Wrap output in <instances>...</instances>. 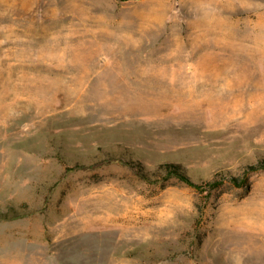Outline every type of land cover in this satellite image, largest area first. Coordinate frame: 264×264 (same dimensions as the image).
I'll return each instance as SVG.
<instances>
[{
	"label": "rangeland",
	"instance_id": "374dc122",
	"mask_svg": "<svg viewBox=\"0 0 264 264\" xmlns=\"http://www.w3.org/2000/svg\"><path fill=\"white\" fill-rule=\"evenodd\" d=\"M218 1L0 0V264H264V3Z\"/></svg>",
	"mask_w": 264,
	"mask_h": 264
},
{
	"label": "bare ground",
	"instance_id": "6f19581e",
	"mask_svg": "<svg viewBox=\"0 0 264 264\" xmlns=\"http://www.w3.org/2000/svg\"><path fill=\"white\" fill-rule=\"evenodd\" d=\"M159 1H160V0H159ZM164 1H166V0H164ZM164 1H163V2H164ZM169 1H170V0H169ZM182 1H183V0H182ZM184 1H187V0H184ZM192 1H194V0H192ZM205 1L208 2V4H207V5L204 4V6H203V5H200V6H202V7H201V8H200V7L198 8V9H200V11H198V12H203V13H205V14H203L202 17H199L201 23L207 24V19H206L207 16L205 17L204 15H208V16H211V17L214 15L213 18H214V24H215V26H217V25L220 26V25H223V24H226V23L229 24L231 20L242 19V18L240 17L241 15L238 14L239 16H237V13H241V12H242V9L239 8V7L232 6V5H231L232 1H230L229 4H228V3H227V4H228V6H229L230 9L233 8V7H235L234 10H233L234 13H235V17H233V16L230 15V16H225V17H223V18H222V17H221V18H216L215 15L217 16V14H214V10H210V8H209L208 6H209V3L215 4V5H217V3H218L220 6L223 7V8L221 9V12H222V11H224V10L226 9V5H225V4H222V2H220V1H218V0H205ZM227 1H228V0H227ZM240 1H242V0H240ZM161 2H162V0H161ZM163 2H162V4H163ZM225 2H226V1H225ZM225 2H224V3H225ZM253 2H254V1H253ZM260 2H261V1H260ZM260 2H258V4H259ZM157 3H158V0H157ZM164 3H166V2H164ZM239 3H240V2H239ZM246 3H247V2H246ZM262 3H264V0H263ZM159 4H161V3H159ZM159 4H157V5H159ZM167 4H170V2H168ZM167 4H166V7H168ZM234 4H235V3H234ZM234 4H233V5H234ZM236 4H237V3H236ZM242 4H243V3H242ZM163 5H164V4H163ZM163 5H161V6L163 7ZM187 5H188V4H187ZM193 5H194V4H193ZM251 5H252V4H251ZM259 5H260V4H259ZM159 6H160V5H159ZM159 6H158V7H159ZM161 6H160V7H161ZM185 6H186V5H185ZM257 6H258V5H257ZM85 7H86V6H85ZM162 7H161V8H162ZM164 7H165V6H164ZM189 7H190V6H189ZM192 7H193V6H192ZM197 7H198V6H197ZM169 8H170V5H169ZM183 8H184V7H183ZM183 8H182V9H183ZM186 8H187V7H186ZM216 8H217V7H216ZM162 9H163V8H162ZM165 9H166V8H165ZM165 9L162 10V12L165 11ZM167 9H168V8H167ZM255 9H256V8H255ZM255 9H254V10H255ZM156 10H157V9H156ZM184 10H185V9H184ZM191 10H192V9H191ZM193 10H194V8H193ZM217 10H218V9H217ZM251 10H252V9H251ZM185 11H188V10L186 9ZM195 11H196V9H195ZM225 11H228V10H225ZM246 11H247V10H246ZM157 12H158V11H157ZM157 12H156V13H157ZM159 12H160V11H159ZM152 13H153V12H152ZM160 13H161V12H160ZM160 13H159V14H160ZM217 13H218V11H217ZM188 14H189V13H188ZM192 14H193V12H191V15H192ZM232 14H233V13H232ZM103 15H104V14H101V17H102ZM106 15H108V14H106ZM106 15H104V16H106ZM218 15H219V14H218ZM222 15L224 16V14H221V16H222ZM225 15H226V14H225ZM245 15H247V14H245ZM253 15H255V14H253ZM189 16H190V15H189ZM193 16H194V15H193ZM198 16H199V15H198ZM219 16H220V15H219ZM106 17H108V16H106ZM191 17H192V16H191ZM191 17H190V18H191ZM243 17H244V16H243ZM245 17H246V16H245ZM245 17H244V18H245ZM248 17H249V15H248ZM197 18H198V17H197ZM199 18H198V19H199ZM246 18H247V17H246ZM193 19H195V18H193ZM246 20H247V19H246ZM89 21H90V18H87V20H86V22H85L86 25L89 24ZM211 22H212V21H211ZM211 22H210V23H211ZM231 22H232V21H231ZM246 22H248V20H247ZM210 23H209V24H210ZM234 23H235V22H234ZM238 23H239V22H238ZM243 23H244V22H243ZM99 24H102L101 21H100V23L98 22V23L95 24V25H99ZM209 24H207V25H209ZM212 24H213V23H212ZM212 24H210V25H212ZM214 24H213V25H214ZM243 25H244V24H243ZM203 26H205V25H203ZM226 26H228V25H226ZM226 26H225V28H226ZM100 27H101V25H100ZM102 27H103V26H102ZM104 27H106V26H104ZM211 27H213V26H211ZM231 27H232V26H231ZM238 27H240V26H238ZM207 28H208V27H207ZM207 28H206V29H207ZM218 28H219V27H218ZM240 28H241V27H240ZM206 29H204V30H206ZM214 29H215V28H214ZM200 30H201V29H200ZM228 30H229V29L227 28V31H228ZM198 31H199V30H198ZM239 31H240V30H239ZM201 32H202V31H201ZM200 36H201V35H200ZM200 36H199V37H200ZM226 36H227V35H226ZM205 38H206V37H205ZM165 39H166V38H165ZM208 39H209V38H208ZM224 39H225V38H224ZM224 39H223V40H224ZM226 39H228V37H227ZM204 40H205V39H204ZM164 41H165V40H164ZM164 41H163V42H164ZM210 41H211V40H210ZM165 42H166V41H165ZM165 42H164V43H165ZM217 42H218V41H217ZM213 43H214V42H213ZM213 43H212V44H213ZM209 44H210V42H209ZM221 44H223L222 41H221ZM213 45H214V44H213ZM239 68H240V67H239ZM237 70H238V69H237ZM241 70H242V69H241ZM227 74H228V73H227ZM224 75H225V74H224ZM233 75H234V74H233ZM238 75H240V73H239ZM243 75H244V74H243ZM214 76H215V75H214ZM234 76H235V75H234ZM248 76H249V75H248ZM253 76H254V74H253ZM257 76H258V75H257ZM216 77H218V76H216ZM223 77H224V76H223ZM225 77H226V76H225ZM255 77H256V76H255ZM229 78H230V77H229ZM231 78L234 79V77H232V76H231ZM231 78H230V79H231ZM239 78H240V77H239ZM214 79H215V78H214ZM243 79H244V78H243ZM243 79H242V80H243ZM255 79H256V78H255ZM259 79H260V78H259ZM224 80H225V79H224ZM231 80H232V79H231ZM252 80H253V79H252ZM252 80H251V78H250V81H252ZM222 81H223V80H222ZM233 81H234V80H233ZM238 81H239V80H238ZM253 81H254V80H253ZM253 81H252V83H253ZM255 81H256V80H255ZM217 82H218V81H217ZM230 82H231V81H230ZM234 82H236V80H235ZM240 82H241V81H240ZM243 82H244V81H243ZM245 82H246V80H245ZM245 82H244V83H245ZM247 82H248V80H247ZM256 82H257V81H256ZM258 82H259V81H258ZM224 83H226V81H225ZM236 83H237V82H236ZM227 84H228V83H227ZM229 84H231V83H229ZM232 84H233V82H232ZM234 84H235V83H234ZM253 84H254V83H253ZM253 84H252V85H253ZM258 84H259V83H258ZM235 85H236V84H235ZM240 85H241V84H240ZM245 85H246V84H245ZM245 85H244V86H245ZM248 85H249V83H248ZM250 85H251V83H250ZM261 85H262V84H261ZM257 86H258V85H257ZM246 87H247V85H246ZM231 88H232V85H231ZM232 89H234V88H232ZM240 89H241V88H240ZM248 89H249V88H248ZM248 89H247V91H248ZM253 89H254V87H253ZM253 89H252V91H253ZM256 89H257V88H256ZM260 89H261V88H260ZM260 89H259V90H260ZM231 91H232V90H231ZM247 91H246V92H247ZM256 91H257V90H256ZM261 91H262V89H261ZM232 92H233V91H232ZM247 93H249V92H247ZM250 94H251V93H250Z\"/></svg>",
	"mask_w": 264,
	"mask_h": 264
},
{
	"label": "trees",
	"instance_id": "16d2710c",
	"mask_svg": "<svg viewBox=\"0 0 264 264\" xmlns=\"http://www.w3.org/2000/svg\"><path fill=\"white\" fill-rule=\"evenodd\" d=\"M168 167V172L172 175H176L178 177H180L182 180L186 181L188 184H192V185H197L196 182L192 181L191 178L188 176V174L183 170V168L181 167V165L179 164H169L167 165ZM259 166H251L252 169H257ZM230 182L233 185L236 186H244V185H250L251 183V176L246 174L244 177L241 176H232L230 179ZM220 183H223L220 180H215L210 182V184L212 185V187H217V185H219Z\"/></svg>",
	"mask_w": 264,
	"mask_h": 264
}]
</instances>
